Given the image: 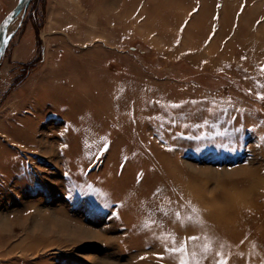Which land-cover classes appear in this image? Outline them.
Returning <instances> with one entry per match:
<instances>
[{
  "label": "rangeland",
  "instance_id": "374dc122",
  "mask_svg": "<svg viewBox=\"0 0 264 264\" xmlns=\"http://www.w3.org/2000/svg\"><path fill=\"white\" fill-rule=\"evenodd\" d=\"M161 1L30 0L8 25L0 264H264V0H214L203 38L202 0L142 26Z\"/></svg>",
  "mask_w": 264,
  "mask_h": 264
},
{
  "label": "bare ground",
  "instance_id": "6f19581e",
  "mask_svg": "<svg viewBox=\"0 0 264 264\" xmlns=\"http://www.w3.org/2000/svg\"><path fill=\"white\" fill-rule=\"evenodd\" d=\"M172 0H162L161 1V3H159L158 5L156 4L155 5V11L156 12H158V13H160L161 14V16L162 17H160L157 21L156 20H153V19H151L150 17H146L145 18V20H143V25L142 26H144V27H146V29H151V30H153V25L154 24H161V27L165 24V22L168 20V19H171L170 18V16H164L163 14L164 13H167V12H171L172 13V11H173V6L175 7L176 6V3H170ZM203 2H202V4L200 5V7L198 8V11H197V15H196V17H195V20L197 19V23H200L199 24V26H200V28L199 29H194V26H192L191 27V25H192V22L188 25V26H186V30H185V35H184V37L183 38H185V37H189V35L188 34H190L191 36H192V34L194 35V34H196V35H198V37L199 38H203V26H204V22H203V18H205V17H207V15H208V13H209V9L211 8V5H213V4H216V1H214V0H202ZM208 1V2H207ZM173 2H176V0H173ZM212 2H213V4H212ZM69 4V3H68ZM165 5L166 6H168V10H166L165 12H164V7H165ZM69 6V5H68ZM58 7L59 8H61V7H63V5L62 4H58ZM146 8V7H145ZM192 8V7H191ZM190 8V9H191ZM148 9V8H147ZM189 9V10H190ZM151 11H152V9H151ZM249 11H250V9L248 8V9H245L244 11H243V13H242V18H245V19H247L246 17H248L249 15ZM147 12V11H146ZM145 12V13H146ZM184 14H186V12L184 13ZM230 15V12L228 11V10H225V9H223L222 10V16H221V18H220V23H221V25H220V27L218 28V33L220 34L221 33V37H222V35H224V34H228L229 32H230V30H231V23L229 24V20L231 19V22H232V20H233V17H234V12L232 13V15H231V17L229 16ZM65 18H67V17H65ZM257 18V16L255 17V18H253L252 19V21H250L251 23H250V25H252L253 24V21L255 20ZM75 19V18H74ZM244 27L245 26H242V28L241 27H239L240 29H239V31L237 30V31H235L234 30V32H237L236 33V35H238V33L240 32V31H243L244 30ZM164 28H166V26H164ZM221 28V29H220ZM163 30H165V29H163ZM256 31H258V33H260V31H262V32H264V21L262 20L261 22H259L258 23V26L256 27ZM6 34V33H5ZM245 36H247V34H244ZM207 35H205V37H206ZM204 37V38H205ZM237 37V36H236ZM236 37H235V39H234V41H239L238 39H236ZM204 40V39H203ZM262 42H261V41ZM197 41H200V39H197ZM264 41L262 40V39H260V37H259V39L258 38H251V42L248 44L249 46H252L253 48H257V49H259V47L260 46H262L261 44L263 43ZM212 43L213 42H210V46L212 45ZM179 44H180V39H179ZM200 44V43H199ZM225 50H226V48H225ZM176 177H178L179 178V175H175ZM161 194H163L164 193V189L162 188V187H158V189H157ZM166 191V190H165ZM225 205V204H224ZM230 206V205H229ZM30 210L28 211L29 213H32L33 214V218H34V227H38V226H40V227H43V226H45V224L46 225H48V224H50V226L52 227V229H54V230H60V231H62V232H71V233H73V234H75L76 232L79 234V233H81V231H80V229H76L75 230V228H70V227H68V226H66L65 225V223L64 222H62V221H60L61 219H60V217H62V216H59L58 215V219H51V218H53V217H48L47 215H45V214H39V211H37V209L36 208H34L32 205L31 206H29L28 207ZM60 214H62V213H60ZM63 215V214H62ZM210 215H212V216H214L216 219H218L219 220V222L221 223V222H223L224 221V218L226 217L225 216V211H224V209H222V208H220L219 209V211H217L216 213H211ZM64 217H66V216H64ZM1 230V229H0ZM2 231V230H1ZM0 236H3V232H0ZM11 249H12V247H11ZM0 250H2V248H0Z\"/></svg>",
  "mask_w": 264,
  "mask_h": 264
},
{
  "label": "water",
  "instance_id": "95a60500",
  "mask_svg": "<svg viewBox=\"0 0 264 264\" xmlns=\"http://www.w3.org/2000/svg\"><path fill=\"white\" fill-rule=\"evenodd\" d=\"M30 0H18L14 7L10 9L0 21V57L4 45L5 32L10 22L20 13H24Z\"/></svg>",
  "mask_w": 264,
  "mask_h": 264
},
{
  "label": "crops",
  "instance_id": "0c3cea01",
  "mask_svg": "<svg viewBox=\"0 0 264 264\" xmlns=\"http://www.w3.org/2000/svg\"><path fill=\"white\" fill-rule=\"evenodd\" d=\"M262 148H263V149H261V152H263V153H264V146H263ZM263 160H264V159H263ZM261 172L263 173V175H262V174H260L259 172H258L257 174L260 176V178H262V179H263V184H264V166H263V168H262Z\"/></svg>",
  "mask_w": 264,
  "mask_h": 264
},
{
  "label": "snow or ice",
  "instance_id": "6c2138e0",
  "mask_svg": "<svg viewBox=\"0 0 264 264\" xmlns=\"http://www.w3.org/2000/svg\"><path fill=\"white\" fill-rule=\"evenodd\" d=\"M260 98L264 99V96H261Z\"/></svg>",
  "mask_w": 264,
  "mask_h": 264
}]
</instances>
